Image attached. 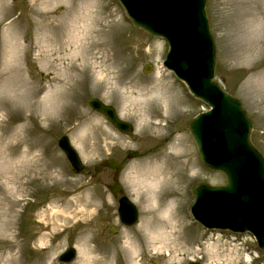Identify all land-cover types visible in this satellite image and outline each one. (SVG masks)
I'll list each match as a JSON object with an SVG mask.
<instances>
[{"label": "rangeland", "instance_id": "rangeland-1", "mask_svg": "<svg viewBox=\"0 0 264 264\" xmlns=\"http://www.w3.org/2000/svg\"><path fill=\"white\" fill-rule=\"evenodd\" d=\"M205 11L214 79L240 101L264 156V0H206ZM166 49L116 0H0V264H264L247 233L207 230L190 216L192 185L224 177L199 160L186 124L206 105L161 66ZM157 84L166 103H156ZM92 97L132 133L89 108ZM61 135L80 171L58 148ZM108 158L123 163L118 181L138 210L132 226L117 220L112 170H93ZM161 171L168 182L148 190L144 179ZM70 246L75 257L59 262Z\"/></svg>", "mask_w": 264, "mask_h": 264}, {"label": "water", "instance_id": "water-1", "mask_svg": "<svg viewBox=\"0 0 264 264\" xmlns=\"http://www.w3.org/2000/svg\"><path fill=\"white\" fill-rule=\"evenodd\" d=\"M116 1L133 27L159 37L167 45L161 65L207 107L187 121V132L201 164L209 171L221 173L224 182H197L192 186V219L207 230L248 233L257 249L264 252V156L251 142L252 120L240 101L214 79L215 46L206 0ZM148 70V66L143 69ZM87 105L119 133H132V124L120 118L113 106L95 97ZM56 143L71 168L80 171L83 164L68 137L61 135ZM102 167L114 171L108 190L119 194L118 221L124 226L134 225L138 210L118 181L123 163L108 158L94 164L93 170L97 172ZM114 230L116 227L112 226L107 233ZM75 254V248L70 246L58 254L57 260L69 262Z\"/></svg>", "mask_w": 264, "mask_h": 264}, {"label": "bare ground", "instance_id": "bare-ground-1", "mask_svg": "<svg viewBox=\"0 0 264 264\" xmlns=\"http://www.w3.org/2000/svg\"><path fill=\"white\" fill-rule=\"evenodd\" d=\"M158 85L159 84H157L156 86L158 87ZM157 90H159L160 91V93H162V91H163V87L160 85L156 90H152L151 92H152V94L154 93V98H155V100H156V103H161V104H163V103H166L167 102V98H166V96H164L163 94H159V92L157 91ZM154 91V92H153ZM152 94L150 93V95L152 96ZM160 104V105H161ZM162 106H165V105H162ZM181 145V143L178 141V143H177V145L175 146V150H176V148L177 147H179ZM156 168V169H155ZM159 166L158 167H154V169H155V171H159ZM161 172L163 173V176L161 175ZM161 172H158V173H156V174H154V172L153 173H151V176H148V177H146L145 179H144V182H146L147 184H146V186H147V189L148 190H150V188H151V186L153 187V186H155L158 182H161V181H163V182H168V180H169V178L170 177H167V176H164V171H161ZM162 177V178H161ZM167 177V178H166ZM161 179V180H160ZM139 182H141V181H139ZM137 184V183H136ZM140 185V184H139ZM150 194V193H149ZM151 195V194H150ZM147 196V195H146ZM148 202H150L152 205H157V200H156V196H154V195H151L150 197H149V201ZM165 205V204H164ZM160 213L162 212V215L163 214H165L166 212H167V210H168V206H162L161 208H160ZM117 212H118V210H117ZM159 213V214H160ZM118 214V213H117ZM156 215H157V213H156ZM159 216H161V215H159ZM163 217V216H162ZM165 217V216H164ZM161 219V218H160ZM163 219V218H162ZM166 219V218H165ZM169 226V225H168ZM172 226V225H171ZM170 226V227H171ZM171 229V228H170ZM200 264V263H199Z\"/></svg>", "mask_w": 264, "mask_h": 264}, {"label": "flooded vegetation", "instance_id": "flooded-vegetation-1", "mask_svg": "<svg viewBox=\"0 0 264 264\" xmlns=\"http://www.w3.org/2000/svg\"><path fill=\"white\" fill-rule=\"evenodd\" d=\"M129 156H130V155L128 154V157H129ZM102 168H103V167H102ZM111 170H112V175H113V172H114V171H113V169H111ZM111 184H112V183H111ZM116 216H117V215H116ZM119 223H120V222H119Z\"/></svg>", "mask_w": 264, "mask_h": 264}]
</instances>
